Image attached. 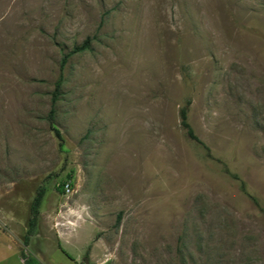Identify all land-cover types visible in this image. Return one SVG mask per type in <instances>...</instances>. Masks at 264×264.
<instances>
[{
	"label": "rangeland",
	"instance_id": "374dc122",
	"mask_svg": "<svg viewBox=\"0 0 264 264\" xmlns=\"http://www.w3.org/2000/svg\"><path fill=\"white\" fill-rule=\"evenodd\" d=\"M231 173L264 207V0H0V264H264Z\"/></svg>",
	"mask_w": 264,
	"mask_h": 264
},
{
	"label": "trees",
	"instance_id": "16d2710c",
	"mask_svg": "<svg viewBox=\"0 0 264 264\" xmlns=\"http://www.w3.org/2000/svg\"><path fill=\"white\" fill-rule=\"evenodd\" d=\"M88 45H89L88 40H85L81 45L74 46L71 51L67 52L63 56L62 61H61L62 62L61 63V66L63 67V64L66 62L67 58L72 53H75V52H78L80 50L86 49L88 47ZM62 82H63V75L60 72V74H59V76H58V78H57V80L55 82L54 89L52 91V98H51L52 108L50 110V119H52L51 116H52V113H53V105L55 104V102H56V100L58 98V95L60 93V87H61ZM189 105H190V100L188 99V100H186L185 104L179 110L180 124H181L182 128L185 130V133L188 136V138H190L191 140L195 141L196 143L202 145L208 151V154H209L210 152H209L208 146L198 137V135L195 133V131H194L191 123L188 120ZM57 133H59V132L57 131ZM227 172H228V170H227ZM230 175L234 179H236V180L239 181V187L242 190V192L245 193L247 196H249L250 199L252 200V202L255 205H257L260 208V210L264 213V207L260 205V202H259V200H258L257 197L253 196L252 194H250L248 192V190L246 188L245 181L242 180L235 173H231ZM64 185L65 184H63L60 187V190L62 192L65 189ZM69 185H70V183H69ZM44 193H45V189L43 187H40L37 190V192H36V194H35L32 202H31V205H30V218L28 220V227H27L26 233L24 235V239H23V244L24 245H28L29 244L30 237L36 231V226H37V221H38V215H39V209H40V206H41V202H42ZM21 254L23 255V257H26L23 250L21 251Z\"/></svg>",
	"mask_w": 264,
	"mask_h": 264
},
{
	"label": "built area",
	"instance_id": "2783aa9c",
	"mask_svg": "<svg viewBox=\"0 0 264 264\" xmlns=\"http://www.w3.org/2000/svg\"><path fill=\"white\" fill-rule=\"evenodd\" d=\"M69 187H70L69 183H66L65 184V188H66L67 191H69Z\"/></svg>",
	"mask_w": 264,
	"mask_h": 264
}]
</instances>
